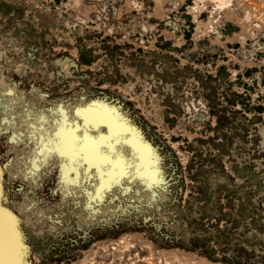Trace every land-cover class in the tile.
I'll use <instances>...</instances> for the list:
<instances>
[{"label": "rangeland", "instance_id": "374dc122", "mask_svg": "<svg viewBox=\"0 0 264 264\" xmlns=\"http://www.w3.org/2000/svg\"><path fill=\"white\" fill-rule=\"evenodd\" d=\"M85 112L160 180L111 139L134 166L97 198L49 151L65 124L106 141ZM0 171L26 264H264V0H0Z\"/></svg>", "mask_w": 264, "mask_h": 264}, {"label": "snow or ice", "instance_id": "6c2138e0", "mask_svg": "<svg viewBox=\"0 0 264 264\" xmlns=\"http://www.w3.org/2000/svg\"><path fill=\"white\" fill-rule=\"evenodd\" d=\"M41 119L44 118L41 117ZM76 132L77 128L66 124L62 126L50 139L49 143L53 144L54 148L49 151H57L60 155L67 157L74 165L73 171L81 164L96 168L102 181L101 189L97 193V198H100L104 190L117 183L121 176L128 174L126 168L134 165H125L124 168L114 167L113 158L102 150L106 143L104 138L100 140H91L87 136L81 138L76 135ZM107 146L111 147L110 144Z\"/></svg>", "mask_w": 264, "mask_h": 264}, {"label": "bare ground", "instance_id": "6f19581e", "mask_svg": "<svg viewBox=\"0 0 264 264\" xmlns=\"http://www.w3.org/2000/svg\"><path fill=\"white\" fill-rule=\"evenodd\" d=\"M84 114L88 122L95 126L96 125L99 126V124L101 123H105L107 125L109 129V135H107L106 142L111 139L113 140L116 139L117 141L124 139L126 142L130 143V145L132 146V151L136 156L137 171L144 177V179L147 181L148 184H151L153 182H158L160 180L161 173L158 170L152 169L150 165L151 151L146 145L144 146L138 140V138L132 133L131 130L125 127H121L119 123L115 122V119L107 118L106 116L99 115L96 112L91 116L86 112ZM0 175H1V171H0ZM0 201H1V196H0ZM1 212L14 216V214L5 210V208H3L0 204V214ZM2 238H3V234L0 231V244L3 241Z\"/></svg>", "mask_w": 264, "mask_h": 264}, {"label": "crops", "instance_id": "0c3cea01", "mask_svg": "<svg viewBox=\"0 0 264 264\" xmlns=\"http://www.w3.org/2000/svg\"><path fill=\"white\" fill-rule=\"evenodd\" d=\"M14 216L4 212L0 214V231L3 234L0 264H26V247L18 230V220Z\"/></svg>", "mask_w": 264, "mask_h": 264}, {"label": "flooded vegetation", "instance_id": "af4514ba", "mask_svg": "<svg viewBox=\"0 0 264 264\" xmlns=\"http://www.w3.org/2000/svg\"><path fill=\"white\" fill-rule=\"evenodd\" d=\"M61 258V255L59 256ZM33 262V261H32ZM65 262L64 261H60V264H64ZM33 264V263H32Z\"/></svg>", "mask_w": 264, "mask_h": 264}]
</instances>
